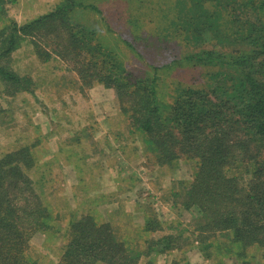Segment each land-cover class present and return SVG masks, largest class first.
<instances>
[{
    "label": "trees",
    "instance_id": "16d2710c",
    "mask_svg": "<svg viewBox=\"0 0 264 264\" xmlns=\"http://www.w3.org/2000/svg\"><path fill=\"white\" fill-rule=\"evenodd\" d=\"M14 1L0 0V14L7 16ZM76 5L63 0L28 22L9 20L0 28V80L12 93H33L29 77L2 64L29 38L35 47L38 39L45 42L48 50L37 53L60 58L84 85L112 89L156 165L194 162L192 179L170 192L173 207L191 212L193 221L187 230L177 223L178 231L154 238L161 223L151 214L142 224L133 215L121 225L98 222L75 191L74 206L63 199L53 205L51 195L38 190L40 159L23 146L0 157V264H37L32 239L61 228L57 223H65V242L56 264H139L142 257L182 250L179 241L191 239L207 260L250 264L255 249L264 259V0L175 1L183 42L215 40L221 49L200 48L172 60L214 72L203 87L180 90L168 109L159 103L156 74L128 70L93 30L71 22ZM128 41L122 39L124 47ZM57 152L72 159L63 146Z\"/></svg>",
    "mask_w": 264,
    "mask_h": 264
},
{
    "label": "rangeland",
    "instance_id": "374dc122",
    "mask_svg": "<svg viewBox=\"0 0 264 264\" xmlns=\"http://www.w3.org/2000/svg\"><path fill=\"white\" fill-rule=\"evenodd\" d=\"M62 1L9 2L7 16L0 14V28L9 20L18 24L28 22ZM175 1L77 0L68 15L73 24L93 30L98 42L116 52L115 57L122 58L128 70L135 74H156L159 103L166 109L180 90L203 87L214 72L186 64L171 65L172 60L200 48L221 49V43L215 40L196 45L183 42L184 33L177 28ZM139 25L140 30L136 28ZM124 38L131 45L124 47ZM37 42L35 47L29 38L24 39L2 61L10 70L29 77L33 93H12L0 80V157L31 146L40 159L36 171L43 177L37 181L38 190L51 195L53 205L63 199L74 206L72 191H75L80 196V206L98 222L121 225L129 221L126 215H133L136 223L142 224L145 215L151 214L161 223L154 238L165 232L187 230L193 221L192 213L180 206L173 207L170 192L181 188L180 181L192 179L194 162L179 160L175 165H156L145 151L143 136L120 110L114 91L115 99L109 92L104 94L102 85H84L60 58L51 55L45 60L43 54L39 55L37 49L40 52L48 49L41 39ZM152 66H159V70L153 71ZM94 86L101 88L89 92ZM105 117L114 120L108 131L102 120ZM62 146L72 157L69 161H64L66 152H57ZM31 178L34 181L36 175L31 174ZM127 201L129 206L124 205ZM113 203L116 209L108 210L107 206ZM57 224L61 228L50 229L45 236L36 234L32 239V258L37 264L57 263L65 242V223ZM179 244L182 250L142 257L139 264H241L225 258L205 259L192 239L180 240ZM250 255L254 256L250 264H264L261 250L255 249Z\"/></svg>",
    "mask_w": 264,
    "mask_h": 264
},
{
    "label": "crops",
    "instance_id": "0c3cea01",
    "mask_svg": "<svg viewBox=\"0 0 264 264\" xmlns=\"http://www.w3.org/2000/svg\"><path fill=\"white\" fill-rule=\"evenodd\" d=\"M99 88H101V86H94V87H92L91 88V90L89 91V92H92V91H94V90H100ZM103 91H105V93L104 94H107L108 92L109 93H111V95H112V92H113V90H111V89H107V88H105L104 87V90ZM108 93V94H109ZM112 97H113V95H112ZM114 98V97H113ZM115 99V98H114ZM102 120H105V125L107 126V130L106 131H108V129H110L109 127H111V120L112 121H114L113 119H111V118H103ZM103 137V136H102ZM142 168V167H141ZM114 189H116V188H114ZM135 203V202H134ZM124 205L126 206V205H130V203H129V201H127V203H124ZM107 209L108 210H110V211H113L114 209H116V204L115 203H113L112 205H109V206H107Z\"/></svg>",
    "mask_w": 264,
    "mask_h": 264
}]
</instances>
